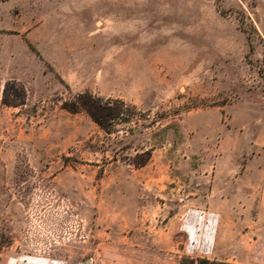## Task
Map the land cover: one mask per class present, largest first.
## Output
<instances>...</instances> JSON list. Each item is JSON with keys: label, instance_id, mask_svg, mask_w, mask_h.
<instances>
[{"label": "rangeland", "instance_id": "1", "mask_svg": "<svg viewBox=\"0 0 264 264\" xmlns=\"http://www.w3.org/2000/svg\"><path fill=\"white\" fill-rule=\"evenodd\" d=\"M84 93L123 115L63 109ZM0 240V264H264V0H0Z\"/></svg>", "mask_w": 264, "mask_h": 264}, {"label": "trees", "instance_id": "2", "mask_svg": "<svg viewBox=\"0 0 264 264\" xmlns=\"http://www.w3.org/2000/svg\"><path fill=\"white\" fill-rule=\"evenodd\" d=\"M116 102V101H115ZM119 103V102H118ZM7 104V103H5ZM106 104V105H104ZM110 102H105L97 96L90 93H84L77 95L72 101L63 104V109L70 113H77L79 110L85 111L91 120L96 123L101 128H107L108 122L119 115H123V112L117 106L115 109L109 107ZM123 104V103H119ZM20 104H12V106H17ZM8 106H11V104ZM111 126V125H109ZM4 246V243L0 240V249ZM197 264H226L212 262L207 259H199Z\"/></svg>", "mask_w": 264, "mask_h": 264}]
</instances>
